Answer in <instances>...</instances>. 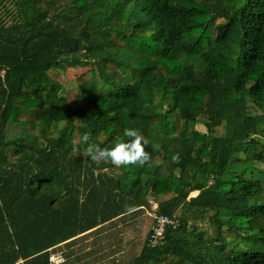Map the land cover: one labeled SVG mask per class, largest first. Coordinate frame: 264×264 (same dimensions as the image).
Returning a JSON list of instances; mask_svg holds the SVG:
<instances>
[{
	"label": "trees",
	"instance_id": "obj_1",
	"mask_svg": "<svg viewBox=\"0 0 264 264\" xmlns=\"http://www.w3.org/2000/svg\"><path fill=\"white\" fill-rule=\"evenodd\" d=\"M124 128L142 165L84 154ZM151 199L179 224L127 264H264V0H0V264Z\"/></svg>",
	"mask_w": 264,
	"mask_h": 264
},
{
	"label": "rangeland",
	"instance_id": "obj_2",
	"mask_svg": "<svg viewBox=\"0 0 264 264\" xmlns=\"http://www.w3.org/2000/svg\"><path fill=\"white\" fill-rule=\"evenodd\" d=\"M82 71H84V68H69L67 71L55 69L51 70L50 74L54 78L62 79L63 77L69 78L75 76L81 73ZM197 127L201 130L205 129L201 121L197 124ZM150 208L151 207L138 212L134 217L127 216L126 218L121 219L119 223L117 222L118 224H106L105 231L97 235L102 237H97L96 239V253L98 257L105 258V256H108V253H110V251L112 250L114 253L117 252V258H122V256L125 257L129 255L131 257L128 259L129 262L133 258V256L141 250L147 238V234L149 233L151 225H153V218L149 214L148 210ZM200 226L202 228H208V224L206 221L202 222ZM123 235L130 237L131 241L129 243L124 241H118V245L116 236L123 237ZM115 245H117V248ZM126 245H129V247H125ZM107 246L110 248H108ZM120 246H122V248H120ZM60 247L64 249L68 246L65 244V246L61 245Z\"/></svg>",
	"mask_w": 264,
	"mask_h": 264
},
{
	"label": "clouds",
	"instance_id": "obj_3",
	"mask_svg": "<svg viewBox=\"0 0 264 264\" xmlns=\"http://www.w3.org/2000/svg\"><path fill=\"white\" fill-rule=\"evenodd\" d=\"M123 136L130 139L116 143L110 148H100L89 143L87 133L80 137V141L86 145L84 154L93 162L107 158L117 167L142 165L148 159V154L144 151L142 135L135 128H124ZM172 159L175 161L177 156L174 155Z\"/></svg>",
	"mask_w": 264,
	"mask_h": 264
},
{
	"label": "crops",
	"instance_id": "obj_4",
	"mask_svg": "<svg viewBox=\"0 0 264 264\" xmlns=\"http://www.w3.org/2000/svg\"><path fill=\"white\" fill-rule=\"evenodd\" d=\"M97 237L99 238L102 236L85 234L77 237L75 241L70 244V246L68 245V247L64 248L65 250L61 248L64 251V255L66 258L64 263L66 264H127L128 259L131 258L129 255L128 256L124 255L125 257L122 256V258H117L116 257L117 252L114 253L112 250L110 251V253H108V256H105V258L98 257L96 253ZM116 238H117V242L124 241L129 243L131 241L130 237H127L125 235H123V237L116 236ZM63 245L65 246V243ZM115 246L117 248V245ZM125 247L128 248L129 245H126ZM120 248H122V246H120ZM72 250L73 253H71ZM66 252H69L70 255H67Z\"/></svg>",
	"mask_w": 264,
	"mask_h": 264
},
{
	"label": "built area",
	"instance_id": "obj_5",
	"mask_svg": "<svg viewBox=\"0 0 264 264\" xmlns=\"http://www.w3.org/2000/svg\"><path fill=\"white\" fill-rule=\"evenodd\" d=\"M152 202L151 208L149 210V214L153 218L152 232L148 238V245L151 247H155L160 245L164 238L166 229L169 226L176 227L179 224V219L176 216H171L168 214L160 213L158 211V204L154 200H150ZM66 258L64 255V251L60 248H55L51 250L49 261L50 264H63ZM24 260L19 259L13 264H23Z\"/></svg>",
	"mask_w": 264,
	"mask_h": 264
}]
</instances>
